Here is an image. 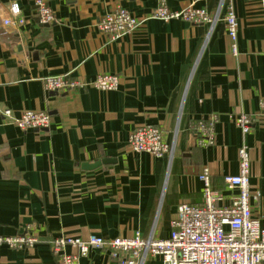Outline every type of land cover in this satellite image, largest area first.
Returning <instances> with one entry per match:
<instances>
[{
  "label": "crops",
  "instance_id": "0c3cea01",
  "mask_svg": "<svg viewBox=\"0 0 264 264\" xmlns=\"http://www.w3.org/2000/svg\"><path fill=\"white\" fill-rule=\"evenodd\" d=\"M35 1L0 0V237L29 230L38 243L25 250L0 245V264H57L50 242L62 236L166 240L178 207L203 203V167L223 206L239 195L226 179L239 173L243 145L252 213L264 226V0H166L171 11L219 13L213 27L158 21L156 0H47L56 22L41 25ZM14 3L22 25L5 24ZM229 3L237 53L224 19ZM118 10L141 26L111 40L98 25ZM65 74L88 84L112 74L120 84L112 92L45 89V77ZM5 110L15 119L45 112L51 124L22 131ZM241 115L254 120L247 135L234 122ZM213 118L214 144L201 147L198 124L207 128ZM141 126L160 129L173 155L135 152L130 137ZM79 264L118 263L91 250ZM146 264L163 263L150 257Z\"/></svg>",
  "mask_w": 264,
  "mask_h": 264
},
{
  "label": "built area",
  "instance_id": "2783aa9c",
  "mask_svg": "<svg viewBox=\"0 0 264 264\" xmlns=\"http://www.w3.org/2000/svg\"><path fill=\"white\" fill-rule=\"evenodd\" d=\"M157 6L153 18L163 23L183 20L193 25L209 24L213 27L220 14L214 18L202 9L189 7L183 11H171L166 0H156ZM231 1V0H222ZM35 20L41 25H52L56 16L47 0H36ZM12 20L5 21L22 25L21 7L11 5ZM229 37L232 39L233 51L237 53L238 24L235 9L229 3L224 16ZM141 26L136 17L125 10H118L106 15L98 27L102 34L111 40H119L135 32ZM48 92H62L86 88L89 85L103 92L116 91L120 80L117 75L100 74L90 84L76 81L68 74L47 76L43 79ZM264 114V100L261 101ZM3 116L13 121L22 131L46 129L51 124V117L45 112L25 111L15 119L11 110L3 111ZM216 118L206 128L205 122L198 124L201 133L199 145L208 147L214 144L213 127ZM253 118L241 115L234 122L243 135L251 131ZM130 144L137 153L150 154L156 158L171 157L174 147L168 145L160 129L153 126H141L130 137ZM239 173L226 179L230 189L239 190V195L229 206H223V196L212 187L208 167H203L199 179L204 184L203 203L193 205L183 203L178 207L177 215L171 222V234L166 240H158L150 235L143 238L136 234L132 239H105L99 236L77 238L62 236L50 242L51 250L57 258V264H79L91 250L109 252L118 264H146L150 257L160 258L163 264H264V226L254 217L251 209L253 198L250 188V154L246 145L238 152ZM26 230L17 237H0V245L13 249L25 250L38 243L35 236ZM73 250L74 252H71Z\"/></svg>",
  "mask_w": 264,
  "mask_h": 264
},
{
  "label": "water",
  "instance_id": "95a60500",
  "mask_svg": "<svg viewBox=\"0 0 264 264\" xmlns=\"http://www.w3.org/2000/svg\"><path fill=\"white\" fill-rule=\"evenodd\" d=\"M97 166H98V165L93 166V167H92V166H86L85 169L90 170V169H94V168L97 167Z\"/></svg>",
  "mask_w": 264,
  "mask_h": 264
}]
</instances>
